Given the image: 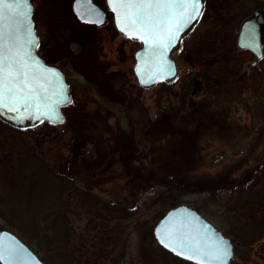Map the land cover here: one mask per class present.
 Instances as JSON below:
<instances>
[{
	"label": "rangeland",
	"instance_id": "1",
	"mask_svg": "<svg viewBox=\"0 0 264 264\" xmlns=\"http://www.w3.org/2000/svg\"><path fill=\"white\" fill-rule=\"evenodd\" d=\"M74 1L33 0V19L41 40L40 54L43 57L47 54L51 59L56 57L57 61L56 54L62 51L60 47L70 45L71 52L58 65L67 72L71 81L74 104L65 111L62 124L31 133L32 140L28 142L34 143V150L23 146L24 149L17 152L11 138L4 136V141L9 143V148L13 146L15 153L12 155L20 154L22 157L26 175L32 174L36 178V182L32 178L36 192L55 190L54 185L44 179L49 172H44V167H47L55 172L76 173L79 183L86 181L94 186L93 192L101 199L128 204L139 202L138 215L127 222L128 229L120 237L118 245L110 246V255L101 258L98 264H179L170 256L164 257L154 235L158 223L156 215L162 210V205L153 199L159 189L151 186H135L134 189L132 184L128 185L134 175L129 173V169L134 165L140 172L149 162L158 160L160 148L167 143L166 139L162 140L164 132L178 130L188 135L186 139L182 137L188 145L176 154L185 162L191 156L199 161L194 172L196 178L227 175L229 171L237 182L245 178L255 180L264 171V66L251 67L254 56L248 51L239 52L231 60L222 62L221 59L213 63L215 68L194 65L190 54L182 50L183 41L174 53L178 65L177 78L143 88L134 73L135 53L140 43L120 34L111 12L101 27L78 23L72 11ZM94 1L102 9H108L106 0ZM231 3V18L235 22L232 29L235 31L242 23V12L250 14L264 6V0H231ZM211 13L210 10V16L198 22L185 37L187 44L201 35L206 37L217 31L225 34L229 30L221 27ZM212 70L232 74V83L212 87L217 77L207 74ZM2 133L5 134L3 129ZM102 140L109 141L106 153L99 146ZM23 142L20 139L15 144L24 145ZM0 145L3 142L0 141ZM96 146L105 153V166L97 171V166H94L88 174L79 175V166L75 165L79 150L86 148V151L95 152ZM144 152L148 156H144ZM164 154L160 160H165L170 153L164 151ZM29 159L32 161L27 165ZM69 165L75 166L69 169ZM91 169H94L93 173ZM39 177L44 182H38L41 180ZM3 186L9 190V186ZM234 186L229 190L186 195L181 205L197 210L233 240L235 256L231 264H264V247L262 255L256 243H238L231 233L230 223L236 213L232 207L240 204L241 197ZM255 190L253 196L260 192L258 187ZM71 216L73 225L80 230L85 221L73 214ZM1 229L11 230L6 218L0 215ZM263 233L253 238L264 241ZM39 256L44 260L42 255Z\"/></svg>",
	"mask_w": 264,
	"mask_h": 264
},
{
	"label": "trees",
	"instance_id": "2",
	"mask_svg": "<svg viewBox=\"0 0 264 264\" xmlns=\"http://www.w3.org/2000/svg\"><path fill=\"white\" fill-rule=\"evenodd\" d=\"M223 3L226 6L230 5L229 2L221 0L208 2L202 20L206 16H210L208 13L211 10L212 16L221 23L220 26L229 28L225 34L222 31H217L206 37L201 35L192 39L191 44H187L185 40L183 42L182 50L190 54V60L194 65H209L215 68L213 63L221 59L222 62H225L226 59L231 60L236 58L239 52H242L236 44L237 31L232 29L235 22L228 14L229 11L223 15L220 9L213 8V5L217 6V4ZM242 14H244L243 20L249 15L247 12H242ZM232 66L227 64V67L233 68ZM203 72L205 73V71ZM207 74L217 76L212 87L213 85L232 83L230 81L233 78L232 74H222L215 70L207 71ZM204 76L207 77V75ZM68 109L69 107L65 111ZM48 128H53V126L42 123L35 127L17 128L0 118V131L2 129L5 131V134H0V141L3 142V145H0V215L6 218L8 226L14 233L38 255H42L46 264H98L101 258L110 255V246L118 245L120 237L128 229L127 222L135 219L138 215L139 202L128 204V202L118 203L101 199L93 192L94 186L86 181H83V184L79 183L80 179L76 177V173L55 172L47 167H44V172L48 170L49 172L44 175V179L53 184L55 190L45 189L44 192L40 190L36 192L37 190H34V186H32L36 182V178L32 174L26 175L27 172L25 173L23 169L26 164L20 154L12 155L15 153L13 146L9 148L10 145L4 141V136L14 141V150L17 152L24 148L34 150V143L28 142V140H32L31 133L37 130L38 132L45 131L44 129ZM181 128L183 127H179V129ZM164 134L162 140L166 139L167 143L160 148L158 160H152L140 172L133 165L132 169H129V173L134 174V177L132 176L128 185L132 184L134 189L135 186L136 188L151 186L152 189H159L158 194L153 197L156 202L162 205V210L156 215V219L159 221L167 211L181 205L182 198L186 195L229 190L235 184L237 194L241 197L240 204L232 207L236 213L230 223L231 233L238 243L245 245L256 243L261 253L264 241L262 238L253 237L260 233V230V234L264 231V192H262L264 191V189L262 190L264 171L260 172V175L253 181L250 178H245L242 182H237L232 179L229 171L227 175L219 174L215 177L196 178L197 175L194 172L199 167V161L191 156V159L189 158L188 162H185L180 160L176 154L182 148L187 147L188 143L183 141L182 137L186 139L188 135L185 132L180 133L178 130L177 132L166 130ZM20 139L25 141L24 145L22 143L15 144V141L19 142ZM100 143L99 146L106 153L109 150L106 145L109 141L106 143L105 140H102ZM23 146L24 148H22ZM99 146L95 147V152L86 151V148L79 150L80 153L75 164L79 166V175L88 174L90 168H94V166H97L96 171L105 166V161H103L105 153ZM164 151L170 154L166 156L165 160H160V157L165 155ZM144 156H148V153L144 152ZM17 159L20 160L17 161ZM31 161L32 159L27 160V165H30ZM75 165H69V169H73ZM262 170H264V166H262ZM93 171L94 169H91V173ZM39 178L41 180L38 182L43 181L42 177ZM137 180L139 181L136 184ZM3 185L9 186V190ZM256 187L260 192L253 196L252 192L255 193ZM70 213L77 216L79 220L82 219V222L85 221L80 230L73 225ZM159 249L163 252L164 257L170 256L177 263L180 262L179 264H193L173 255L161 246Z\"/></svg>",
	"mask_w": 264,
	"mask_h": 264
},
{
	"label": "snow or ice",
	"instance_id": "3",
	"mask_svg": "<svg viewBox=\"0 0 264 264\" xmlns=\"http://www.w3.org/2000/svg\"><path fill=\"white\" fill-rule=\"evenodd\" d=\"M85 2L90 4L91 0ZM108 6L120 30L146 46L150 59L145 63L150 65L153 79L172 71L168 50L180 39L183 30L203 14L202 0H108ZM29 9L28 0H0V111L15 113L18 120L53 117L58 120L57 105L66 102L63 85L56 70L41 66L38 54L29 51V46L38 43L33 37ZM96 15H101L98 10ZM80 18L87 19L84 15ZM243 39L245 47L259 46L255 29L248 34V44ZM136 71L143 82L145 73L140 64ZM157 234L172 252L198 264H226L230 254L228 241L208 236L183 218L163 233L158 228ZM0 261L39 264L22 246L6 243L2 238Z\"/></svg>",
	"mask_w": 264,
	"mask_h": 264
},
{
	"label": "water",
	"instance_id": "4",
	"mask_svg": "<svg viewBox=\"0 0 264 264\" xmlns=\"http://www.w3.org/2000/svg\"><path fill=\"white\" fill-rule=\"evenodd\" d=\"M30 9H29V18L31 19L32 22V33L33 37L37 40L38 43L33 44L29 46V51L34 54L39 56L40 59V65L41 66H46L48 68H54L56 70L57 78L60 83L63 85V92L64 96L66 97V102L58 104L57 105V113L60 117V119H56L53 117L52 119H46V118H41V119H16V114L9 112L7 110L0 111V118L17 127V128H28V127H35L41 123L47 122L52 125H59L62 124L65 120V114L63 112V109L68 107L73 103V97L70 92V84L68 83L66 76L62 69L54 64H48L42 55L39 53V46H40V37L37 34V30L35 28V22L33 19V13H34V4L33 0H28ZM107 7L108 9L112 12L111 8L108 6V0H106ZM203 8H204V1L202 0ZM73 11L78 17L79 20L85 23H91V24H102L105 21L106 18V13L98 6L96 5L93 0H91V3L85 2V0H80V3H77V0L73 2ZM96 10L99 11L101 14L100 16L96 15ZM79 11V14H78ZM113 13V12H112ZM84 15L87 17V19H81L80 16ZM202 16V15H201ZM201 16L193 20L180 34V39L176 42H174V45L172 48H170L167 52V59L172 65V71L171 72H165L162 77L159 78H152V72L149 71L150 65L145 63V61H148L150 59V54L145 51V45L143 44L142 41H140L138 38L134 39L132 37L127 36L124 32L120 30V28L116 24V18L115 14L113 13L114 17V23L116 28L119 30L121 34L124 36L138 41L140 43V48L136 51L135 53V65H134V73L137 77V81L141 87L144 88H150L153 86H156L158 83L161 82H172L174 81L177 76H178V65L177 61L174 58V53L175 51L181 46L182 41L185 39V37L190 33V31L194 28V26L199 22L201 19ZM99 20L100 22H96ZM255 29L257 39L259 42V46L256 47L255 49L245 47L242 45V37L243 43L248 44L249 41L247 39L249 32ZM236 44L237 47L240 50L243 51H248L251 54H253L256 58V62L262 60L264 58V9H256L254 10L251 15H249L242 23L239 28V31L236 35ZM139 57V59H138ZM255 62V64H256ZM137 64H140L141 66V71L144 74L143 76V82L141 81V76L137 74L136 68ZM170 214H172L170 216ZM183 218L185 221L189 222L191 226L195 229H199L201 232L206 233L210 237H218L223 240L228 241L229 244V256L226 258V264H231V262L234 260V243L232 242V239L229 237H226L222 231H220L218 228H216L211 222H209L207 219H205L197 210L192 209L191 207L187 205H180L175 208L170 209L167 211L163 217L159 220L157 225L155 226L154 229V235L159 243L160 246H162L165 250L171 252L173 255L184 259L186 261L192 262L194 264H198L197 261L194 260H189L187 257H182L178 255L177 253H174L171 251L170 248L166 247L164 244L160 242V236L157 234V229L159 228L161 233H163L166 228L177 221L178 219ZM0 238H2L6 243L13 244V245H19L22 246L24 250H26L27 253L31 254V257L34 258L35 261H38L39 264H46L42 259L39 257V255L32 249L30 248L16 233H14L11 230L8 229H1L0 230ZM0 264H3V261H0Z\"/></svg>",
	"mask_w": 264,
	"mask_h": 264
},
{
	"label": "flooded vegetation",
	"instance_id": "5",
	"mask_svg": "<svg viewBox=\"0 0 264 264\" xmlns=\"http://www.w3.org/2000/svg\"><path fill=\"white\" fill-rule=\"evenodd\" d=\"M94 1V0H93ZM204 1V9H203V15L206 13V9H207V3L208 2H210V1H212V0H203ZM221 1H225V2H229V6H226L224 3L223 4H217V6L216 5H213L214 7L213 8H215V9H220V11L222 12V14L223 15H225V14H227V12L229 11V15H232V13H231V11H232V9H231V0H221ZM95 2V1H94ZM97 4V3H96ZM98 5V4H97ZM99 6V5H98ZM100 7V6H99ZM101 8V7H100ZM102 9V8H101ZM257 9H264V6L263 7H258ZM105 13H106V18H105V21L102 23V24H100V25H98V24H91V23H85V22H82L81 20H79L78 19V17L75 15V13H74V15H75V17L77 18V21H78V23H80V24H82V25H84V26H88V27H101L102 25H104L105 23H106V21H107V19H108V14L110 13V11H109V9H107V10H104V9H102ZM256 10V9H255ZM73 11V10H72ZM254 11V10H253ZM252 11V12H253ZM251 12V13H252ZM250 13V14H251ZM249 14V15H250ZM117 29V28H116ZM118 30V29H117ZM119 31V30H118ZM121 34V33H120ZM124 36V35H123ZM72 42H74V41H72ZM82 43V42H81ZM60 48H62V51L61 50H59L58 52H57V54H56V56H57V61H55V59H56V57L54 58V59H51V58H48V56H47V54L46 55H44V59L46 60V62L47 63H49V64H54V65H57V66H59L60 65V63H61V61L62 60H64L65 59V57H68V55H69V53L71 52L70 50H71V48H70V45L69 44H64L62 47H60ZM255 62H256V58L254 57V61L253 62H251V67H253V68H256V67H258L260 64H262L263 66H264V58L261 60V61H258V62H256V64H255ZM59 64V65H58ZM60 67V66H59ZM61 69H62V71L64 72V74H65V76H66V79H67V81L70 83L71 81L69 80V78L67 77V72L62 68V67H60ZM259 70V69H258ZM70 89H71V83H70Z\"/></svg>",
	"mask_w": 264,
	"mask_h": 264
}]
</instances>
